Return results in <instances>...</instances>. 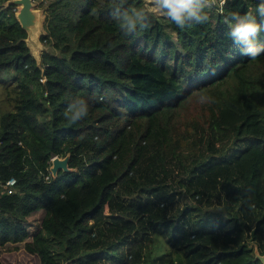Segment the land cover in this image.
Segmentation results:
<instances>
[{
    "label": "trees",
    "instance_id": "obj_1",
    "mask_svg": "<svg viewBox=\"0 0 264 264\" xmlns=\"http://www.w3.org/2000/svg\"><path fill=\"white\" fill-rule=\"evenodd\" d=\"M8 1L0 184L16 183L0 186V264L20 248L36 264H262L264 54L242 56L225 24L258 0H208V21L184 28L146 0H33L38 61ZM119 5L142 8L145 27L123 32ZM81 98L88 115L70 123ZM65 156L71 171L53 176Z\"/></svg>",
    "mask_w": 264,
    "mask_h": 264
},
{
    "label": "clouds",
    "instance_id": "obj_2",
    "mask_svg": "<svg viewBox=\"0 0 264 264\" xmlns=\"http://www.w3.org/2000/svg\"><path fill=\"white\" fill-rule=\"evenodd\" d=\"M224 0H221L223 4ZM154 7L169 22L178 28L201 25L208 21L206 11L208 0H155ZM222 10V9H221ZM113 17L125 33H133L145 27L148 16L142 8L121 5L113 9ZM226 35L238 46L242 56L255 59L264 54V44L259 43V34L264 31V0H258L255 13L231 12L225 17ZM201 103L212 102L210 97L201 96ZM89 105L84 99L68 104L64 113L70 123H75L88 115Z\"/></svg>",
    "mask_w": 264,
    "mask_h": 264
},
{
    "label": "rangeland",
    "instance_id": "obj_3",
    "mask_svg": "<svg viewBox=\"0 0 264 264\" xmlns=\"http://www.w3.org/2000/svg\"><path fill=\"white\" fill-rule=\"evenodd\" d=\"M154 4H155V0H146L145 2V5L149 11H151L157 17H161V16L163 17V15L159 12V10L154 7ZM38 14H39L38 16L39 22L37 24L38 26L36 28H31V30L28 31V37L26 39V44L28 45L30 51H32L33 56L36 58V60L39 59V54L41 50L43 49V46L40 44L38 48L36 49L34 48L35 44L38 43V33L42 32L41 27H40L41 25L39 24L41 23L42 16L40 12H38ZM198 103L201 104L200 101ZM194 108H195V105H190L186 113L181 112V120L185 119L186 117H194L188 114V112L193 111ZM182 192L183 190H180V189H178V192L172 191V194H173L172 201L173 203H176L178 207H181L184 204L185 197L181 194ZM155 243L164 245L162 238H159V237H156ZM18 246L21 247L22 245H18ZM146 247H147L146 249L150 248L151 242L146 243ZM5 261L8 262L9 264H36L35 258L33 256L28 255L21 248L18 252L12 253V255L5 256Z\"/></svg>",
    "mask_w": 264,
    "mask_h": 264
},
{
    "label": "water",
    "instance_id": "obj_4",
    "mask_svg": "<svg viewBox=\"0 0 264 264\" xmlns=\"http://www.w3.org/2000/svg\"><path fill=\"white\" fill-rule=\"evenodd\" d=\"M8 3L13 4L17 7L16 18L21 26V28L26 32L28 37V31L31 28H36L38 25V12L35 8L33 0H10ZM27 39V38H26ZM68 156L63 158L54 157L51 160L50 172L53 176L57 174L58 171L69 172L71 169L67 166ZM255 259L259 260L264 264V255H260L256 248L254 249Z\"/></svg>",
    "mask_w": 264,
    "mask_h": 264
},
{
    "label": "built area",
    "instance_id": "obj_5",
    "mask_svg": "<svg viewBox=\"0 0 264 264\" xmlns=\"http://www.w3.org/2000/svg\"><path fill=\"white\" fill-rule=\"evenodd\" d=\"M43 81H44L43 79H40V82H43ZM45 178L47 179L48 177H45ZM15 183L16 181L14 179H10V180H7L4 184L2 185L0 184V186L7 194H11L15 190Z\"/></svg>",
    "mask_w": 264,
    "mask_h": 264
},
{
    "label": "crops",
    "instance_id": "obj_6",
    "mask_svg": "<svg viewBox=\"0 0 264 264\" xmlns=\"http://www.w3.org/2000/svg\"><path fill=\"white\" fill-rule=\"evenodd\" d=\"M37 12H40V14H41V16H42V12H41L40 10L37 9ZM42 20H43V16H42ZM42 20H41V23H39V24L41 25V26H40V27H41V30H42ZM38 22H39V21H38ZM41 33H42V32H39V33H38V37L40 36ZM39 44L41 45V43H40L39 40H38V43L35 44V47H34V48H35V49L38 48ZM30 52H31V54L33 55L32 51H30ZM34 58H35V57H34ZM35 59H36V58H35ZM38 60H39V59H38ZM38 60H37V61H38Z\"/></svg>",
    "mask_w": 264,
    "mask_h": 264
}]
</instances>
